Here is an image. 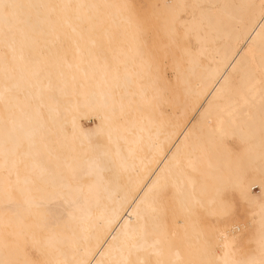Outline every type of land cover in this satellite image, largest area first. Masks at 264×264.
<instances>
[{
	"label": "bare ground",
	"instance_id": "6f19581e",
	"mask_svg": "<svg viewBox=\"0 0 264 264\" xmlns=\"http://www.w3.org/2000/svg\"><path fill=\"white\" fill-rule=\"evenodd\" d=\"M6 2L25 7L7 36L0 22V259H35L34 242L60 264L209 258L221 180L260 188L262 0ZM65 3L101 6L81 10L94 27L49 7ZM123 3L187 6V27L159 26L166 59L153 62L121 10L103 7ZM101 123L99 138L80 132Z\"/></svg>",
	"mask_w": 264,
	"mask_h": 264
},
{
	"label": "snow or ice",
	"instance_id": "6c2138e0",
	"mask_svg": "<svg viewBox=\"0 0 264 264\" xmlns=\"http://www.w3.org/2000/svg\"><path fill=\"white\" fill-rule=\"evenodd\" d=\"M262 4H264V0H262ZM22 7L25 6L0 0V22L3 24L5 36L11 32L13 24L18 22L15 10ZM49 7L62 9L65 13L76 10V19L82 21L86 19L88 27L85 30H91L94 27L93 18L86 17V13L81 10L101 6L65 3ZM103 7H115L121 10L126 22L134 29V39L148 53L153 62L160 55L164 59L168 55L167 52L160 54L153 48L161 22L163 21L173 28L177 24L187 27V22L181 20L180 12L181 9L187 7L186 5L123 3ZM262 108H264V98H262ZM262 121H264V111H262ZM102 130L103 123L93 129H80V132L84 137L92 139L93 137L99 138ZM252 183V181H246L243 174L234 179L221 180L220 187L216 189L211 201L213 205L211 214L216 218V223L209 227V235L202 247L204 256L209 258L187 261L183 264H264V168L261 171V191L258 195H253ZM5 191L6 193L10 191V183ZM235 191L239 192L238 200L232 195ZM153 196L159 212L166 213L169 199L167 185L161 184L156 187L153 190ZM8 235L13 234L9 233ZM32 250L36 256L35 259L28 258L26 253V258L23 261L5 258L0 259V264H60L59 261L45 258L48 255V250L40 244L34 242ZM159 254V252L156 253L157 256ZM79 264H89V262L81 261ZM119 264H166V262L160 259L137 261L131 258L130 252L129 257Z\"/></svg>",
	"mask_w": 264,
	"mask_h": 264
},
{
	"label": "rangeland",
	"instance_id": "374dc122",
	"mask_svg": "<svg viewBox=\"0 0 264 264\" xmlns=\"http://www.w3.org/2000/svg\"><path fill=\"white\" fill-rule=\"evenodd\" d=\"M87 124L90 125L91 123L90 122H88V123L86 122V125ZM89 125H87V126H89ZM259 189H260L259 187L255 186L254 188H252V192L257 193L259 191Z\"/></svg>",
	"mask_w": 264,
	"mask_h": 264
}]
</instances>
